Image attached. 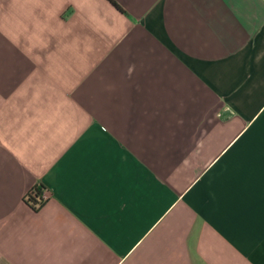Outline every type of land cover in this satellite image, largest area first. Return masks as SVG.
<instances>
[{
  "label": "crops",
  "instance_id": "1",
  "mask_svg": "<svg viewBox=\"0 0 264 264\" xmlns=\"http://www.w3.org/2000/svg\"><path fill=\"white\" fill-rule=\"evenodd\" d=\"M110 1L0 0V264H264V0Z\"/></svg>",
  "mask_w": 264,
  "mask_h": 264
},
{
  "label": "trees",
  "instance_id": "2",
  "mask_svg": "<svg viewBox=\"0 0 264 264\" xmlns=\"http://www.w3.org/2000/svg\"><path fill=\"white\" fill-rule=\"evenodd\" d=\"M109 2L118 9V7L112 1L109 0ZM41 190H42V186L39 183H35L31 187H29L25 192V194L23 195V202L32 211H36L43 203V200L40 197Z\"/></svg>",
  "mask_w": 264,
  "mask_h": 264
},
{
  "label": "built area",
  "instance_id": "3",
  "mask_svg": "<svg viewBox=\"0 0 264 264\" xmlns=\"http://www.w3.org/2000/svg\"><path fill=\"white\" fill-rule=\"evenodd\" d=\"M40 197H41V199L43 200L44 197H43L42 193H40Z\"/></svg>",
  "mask_w": 264,
  "mask_h": 264
}]
</instances>
